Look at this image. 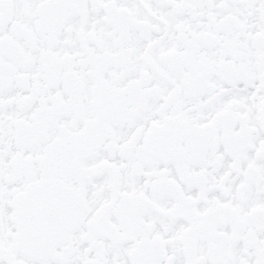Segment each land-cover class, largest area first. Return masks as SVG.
<instances>
[{
  "label": "snow or ice",
  "instance_id": "snow-or-ice-1",
  "mask_svg": "<svg viewBox=\"0 0 264 264\" xmlns=\"http://www.w3.org/2000/svg\"><path fill=\"white\" fill-rule=\"evenodd\" d=\"M0 264H264V0H0Z\"/></svg>",
  "mask_w": 264,
  "mask_h": 264
}]
</instances>
